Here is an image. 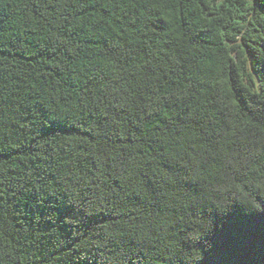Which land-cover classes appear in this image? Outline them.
Here are the masks:
<instances>
[{"label": "trees", "instance_id": "16d2710c", "mask_svg": "<svg viewBox=\"0 0 264 264\" xmlns=\"http://www.w3.org/2000/svg\"><path fill=\"white\" fill-rule=\"evenodd\" d=\"M264 0H0V264H264Z\"/></svg>", "mask_w": 264, "mask_h": 264}, {"label": "snow or ice", "instance_id": "6c2138e0", "mask_svg": "<svg viewBox=\"0 0 264 264\" xmlns=\"http://www.w3.org/2000/svg\"><path fill=\"white\" fill-rule=\"evenodd\" d=\"M251 211L264 216V203H261L260 205H253Z\"/></svg>", "mask_w": 264, "mask_h": 264}]
</instances>
